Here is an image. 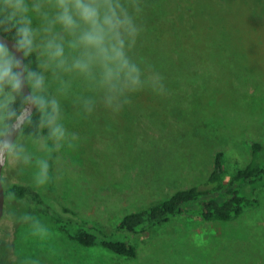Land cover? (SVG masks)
Returning a JSON list of instances; mask_svg holds the SVG:
<instances>
[{
    "label": "rangeland",
    "instance_id": "1",
    "mask_svg": "<svg viewBox=\"0 0 264 264\" xmlns=\"http://www.w3.org/2000/svg\"><path fill=\"white\" fill-rule=\"evenodd\" d=\"M141 6L143 31L129 55L146 76L163 77L165 92L132 94L118 114L98 102L88 115L77 97L95 94L74 81L61 103L66 127L80 137L76 147L56 151L46 137L17 139L33 161L48 160L49 181L35 183V163L8 160L6 188L34 185L50 202L114 229L129 211L204 181L217 150L225 151L232 173L250 159L248 139L264 143V0ZM27 202L6 196L0 264H264V199L231 221L185 214L134 234L135 258L84 246L43 214L26 218Z\"/></svg>",
    "mask_w": 264,
    "mask_h": 264
},
{
    "label": "clouds",
    "instance_id": "2",
    "mask_svg": "<svg viewBox=\"0 0 264 264\" xmlns=\"http://www.w3.org/2000/svg\"><path fill=\"white\" fill-rule=\"evenodd\" d=\"M141 12V0H0V33L10 35L16 51L23 53L21 60L0 40V164L35 163V183H48V160L33 161L11 137L17 125L32 123L35 109L40 129L47 130L44 139L53 142L54 150L75 148L80 137L64 123L61 98L71 93L76 80L95 94L77 97L88 115L98 102L118 114L132 94L165 92L163 77L155 71L146 76L147 70L129 55L143 31Z\"/></svg>",
    "mask_w": 264,
    "mask_h": 264
},
{
    "label": "trees",
    "instance_id": "3",
    "mask_svg": "<svg viewBox=\"0 0 264 264\" xmlns=\"http://www.w3.org/2000/svg\"><path fill=\"white\" fill-rule=\"evenodd\" d=\"M31 120V124L27 121L24 123L18 140L47 136V130L39 127L38 111L34 110ZM247 144L250 159L244 166L228 172L226 153L219 149L215 154L214 168L204 181L180 188L161 201L129 211L114 229L82 218L67 205L50 202L44 191L34 185L16 182L6 188V196L27 200L26 218L43 214L47 220L51 218L53 225L84 246H100L118 255L135 258L138 249L131 236L156 229L176 216L197 214L203 219L224 222L239 218L260 206L264 199V143L258 139H248Z\"/></svg>",
    "mask_w": 264,
    "mask_h": 264
},
{
    "label": "water",
    "instance_id": "4",
    "mask_svg": "<svg viewBox=\"0 0 264 264\" xmlns=\"http://www.w3.org/2000/svg\"><path fill=\"white\" fill-rule=\"evenodd\" d=\"M0 40H2L3 42L6 43V45L15 53V55L20 58L21 60H23V53L22 52H18L16 51V44L15 41L6 36L3 33H0ZM30 89L25 88V92H29ZM35 109H31V112L33 113ZM26 121H24L22 124L17 125V129L14 131L13 136L11 137V139L15 142L17 141L18 136L20 135L23 125ZM6 160L3 164H0V222L3 218L4 212H5V204H6V187L4 184V180H3V171L4 168L7 164Z\"/></svg>",
    "mask_w": 264,
    "mask_h": 264
}]
</instances>
